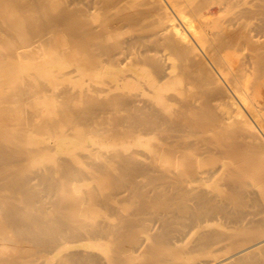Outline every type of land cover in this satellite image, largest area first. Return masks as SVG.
Returning a JSON list of instances; mask_svg holds the SVG:
<instances>
[{
	"label": "bare ground",
	"instance_id": "6f19581e",
	"mask_svg": "<svg viewBox=\"0 0 264 264\" xmlns=\"http://www.w3.org/2000/svg\"><path fill=\"white\" fill-rule=\"evenodd\" d=\"M0 264H264V0H0Z\"/></svg>",
	"mask_w": 264,
	"mask_h": 264
},
{
	"label": "rangeland",
	"instance_id": "374dc122",
	"mask_svg": "<svg viewBox=\"0 0 264 264\" xmlns=\"http://www.w3.org/2000/svg\"><path fill=\"white\" fill-rule=\"evenodd\" d=\"M214 11H215V9H214Z\"/></svg>",
	"mask_w": 264,
	"mask_h": 264
}]
</instances>
